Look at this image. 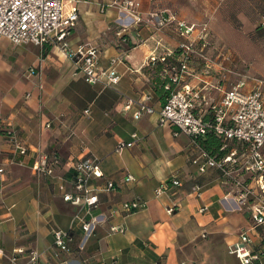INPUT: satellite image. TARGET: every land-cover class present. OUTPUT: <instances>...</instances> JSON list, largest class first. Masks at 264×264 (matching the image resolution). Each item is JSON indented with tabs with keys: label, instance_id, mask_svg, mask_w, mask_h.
<instances>
[{
	"label": "crops",
	"instance_id": "crops-1",
	"mask_svg": "<svg viewBox=\"0 0 264 264\" xmlns=\"http://www.w3.org/2000/svg\"><path fill=\"white\" fill-rule=\"evenodd\" d=\"M118 1L67 0V8L79 12L70 44L99 48L104 68L118 60V86L88 84L56 47L0 42V250L5 253L0 264H239L230 246L245 232L256 237L258 247L261 238L249 213L236 210L224 179L214 170L202 174L191 163L190 138L161 124L163 101L149 72L151 57L174 54L184 41L179 23H188V7L173 0H135L141 3V21L133 16L126 27L127 13ZM210 57L193 58L189 82L208 83L204 93L212 102L223 97L227 78ZM31 68L38 74L28 76ZM147 95L156 112L137 120ZM17 142L26 154L17 151ZM129 142L132 147L119 149ZM45 155L54 164L53 175L34 170ZM84 159L100 163L105 177L92 182L97 187L108 179L122 182L126 174L137 181L101 193L94 210L74 206L64 194L74 192L73 168ZM174 177L182 186L171 184ZM136 199L147 207L125 214L123 203ZM94 219L96 230L80 249L83 223ZM121 226L124 232L112 233ZM57 229L71 232L72 254L56 249Z\"/></svg>",
	"mask_w": 264,
	"mask_h": 264
},
{
	"label": "built area",
	"instance_id": "built-area-1",
	"mask_svg": "<svg viewBox=\"0 0 264 264\" xmlns=\"http://www.w3.org/2000/svg\"><path fill=\"white\" fill-rule=\"evenodd\" d=\"M67 5V0H0V42L8 40L16 47H56L74 62L77 71L88 84L102 85L105 88L118 86L121 77L114 67L118 60L113 59L110 67L104 68L100 63L99 48L88 45L74 48L70 44L79 12L72 6L68 9ZM118 6L123 14L127 13L126 27L130 25L133 16L137 18V22L141 21L140 2L120 0ZM179 27L180 36L185 41L180 43L175 60V53L150 58V63L154 64L173 59L161 74L162 79L168 80L165 88L170 93L159 111L160 122L162 125L175 126L179 130L176 135L185 134L190 138L191 163L202 174L214 170L224 179L231 188L236 210L249 213L253 230L260 237L259 230L264 231V80L240 79L224 91L220 100L209 102L204 93L208 83L201 79L197 85L189 82V78L193 76V58L198 55L207 62L209 60L207 50L212 43L207 40V28L198 31L196 25L189 26L184 22H180ZM196 32H199L197 36ZM193 36L196 39L192 41ZM27 74L31 77L38 72L36 68H31ZM250 83L252 85L249 88ZM151 100L152 96L147 95L139 102L140 110L135 113L137 120L156 112L149 104ZM130 107V104L126 106L127 111ZM211 133L221 140L220 151L223 155H212L201 145V139ZM138 138L137 135L133 136L134 140ZM133 144L134 142L122 143L119 149L130 148ZM15 145L21 154L27 153L24 144L17 142ZM34 170L40 174L53 175L54 164L45 155L35 164ZM104 177L97 160L84 159L77 162L73 168L74 192L65 193L64 199L74 206L86 207L91 211L100 205L101 193L110 194L137 181L133 175L126 174L122 182L108 179L104 187L92 184ZM171 184L182 186L175 177ZM159 192H164V189L161 188ZM146 207L147 201L142 199L126 201L123 203V212L132 214ZM173 211L170 209L168 212L171 214ZM97 223L96 219L83 223L85 236L80 249L84 248L86 240L96 230ZM122 232V226L112 228V233ZM71 241L69 230L54 231V245L61 253L72 254ZM18 253H23V250ZM230 254L239 264H264V247L256 246L251 235L246 232L230 246ZM31 255L36 259V253ZM2 257H5V253L0 250V258Z\"/></svg>",
	"mask_w": 264,
	"mask_h": 264
},
{
	"label": "rangeland",
	"instance_id": "rangeland-1",
	"mask_svg": "<svg viewBox=\"0 0 264 264\" xmlns=\"http://www.w3.org/2000/svg\"><path fill=\"white\" fill-rule=\"evenodd\" d=\"M173 1L187 5V25H196L198 31L207 28V40L213 42L210 60L221 64L227 88L240 79L264 80V0ZM207 65L203 70L210 72Z\"/></svg>",
	"mask_w": 264,
	"mask_h": 264
},
{
	"label": "trees",
	"instance_id": "trees-1",
	"mask_svg": "<svg viewBox=\"0 0 264 264\" xmlns=\"http://www.w3.org/2000/svg\"><path fill=\"white\" fill-rule=\"evenodd\" d=\"M44 49H47L44 48ZM178 55V49L175 52L174 60ZM173 62V59H168L166 62H157V63H150L149 72L152 74L154 78V82L156 84V93L159 95L163 104L166 102L169 91L166 90V84L168 80H164L161 78L162 72L169 67V65ZM201 145L207 149L212 155H223L220 151L222 147V142L217 138L214 134H208L205 138L201 139ZM259 235L261 237V246L264 247V231L259 230Z\"/></svg>",
	"mask_w": 264,
	"mask_h": 264
}]
</instances>
